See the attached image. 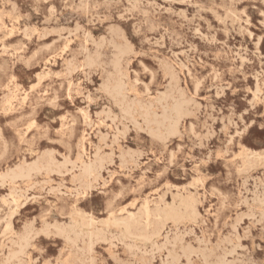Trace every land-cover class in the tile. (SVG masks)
I'll list each match as a JSON object with an SVG mask.
<instances>
[{
	"label": "rangeland",
	"instance_id": "obj_1",
	"mask_svg": "<svg viewBox=\"0 0 264 264\" xmlns=\"http://www.w3.org/2000/svg\"><path fill=\"white\" fill-rule=\"evenodd\" d=\"M35 1L0 0V175L38 166L0 180V264L264 259V0Z\"/></svg>",
	"mask_w": 264,
	"mask_h": 264
},
{
	"label": "bare ground",
	"instance_id": "obj_2",
	"mask_svg": "<svg viewBox=\"0 0 264 264\" xmlns=\"http://www.w3.org/2000/svg\"><path fill=\"white\" fill-rule=\"evenodd\" d=\"M35 1V0H34ZM198 1V0H197ZM201 1V0H200ZM212 1V0H211ZM231 1V0H230ZM35 2H37V0L35 1ZM34 2V3H35ZM91 2V1H90ZM98 2V1H97ZM177 2V1H176ZM199 2V1H198ZM234 2V1H233ZM232 2V3H233ZM254 2V1H253ZM99 3V2H98ZM149 3V2H148ZM194 3V2H193ZM213 3V2H212ZM75 4V3H74ZM80 4V3H79ZM103 4V3H102ZM133 4V3H132ZM198 4V3H197ZM8 5V4H7ZM72 5V4H71ZM105 5V4H104ZM109 5V4H108ZM107 5V6H108ZM116 5V4H115ZM194 5V4H193ZM262 5H263V2H262ZM199 6H201V3H200V5ZM203 6V5H202ZM213 6V5H212ZM217 6V5H216ZM225 6V5H224ZM54 7V6H53ZM189 7V6H188ZM194 7V6H193ZM220 7V6H219ZM78 8H80V7H78ZM83 8V7H82ZM103 8V7H102ZM131 8V7H130ZM135 8H136V6H135ZM201 8V7H200ZM224 8V7H223ZM222 8V9H223ZM128 9V8H127ZM87 10V9H86ZM92 10V9H91ZM143 10V9H142ZM154 10V9H153ZM212 10V9H211ZM35 11V10H34ZM38 11V10H37ZM130 11V10H129ZM138 11V10H137ZM198 11V10H197ZM200 11V10H199ZM198 11V13L197 14H199L200 12ZM202 11V10H201ZM204 11V10H203ZM208 11V10H207ZM206 11V12H207ZM214 11V10H213ZM223 11V10H222ZM243 11V10H242ZM97 12V11H96ZM132 12V11H131ZM173 12V11H172ZM209 12V11H208ZM245 12V11H244ZM86 13V12H85ZM91 13V12H90ZM123 13V12H122ZM127 13V12H126ZM142 13V12H141ZM153 13V12H152ZM167 13V12H166ZM180 13V12H179ZM178 13V14H179ZM183 13V12H182ZM231 13V12H230ZM235 13V12H234ZM28 14V13H27ZM37 14V13H36ZM94 14V13H93ZM98 14V13H97ZM136 14V13H135ZM146 13H144V15H145ZM184 14V13H183ZM211 14H212V12H211ZM29 15V14H28ZM139 15V14H138ZM142 15V14H141ZM147 15V14H146ZM193 15V14H192ZM216 15H218V14H216ZM230 15H232V14H230ZM234 15V14H233ZM243 15V14H242ZM82 16H83V14H82ZM85 16V15H84ZM95 16V15H94ZM109 16V15H108ZM121 16V15H120ZM120 16H119V18H120ZM132 16V15H131ZM215 16V15H214ZM92 17V16H91ZM122 17V16H121ZM155 17V16H154ZM180 17V16H179ZM183 17H184V15H183ZM107 18V17H106ZM130 18V17H129ZM132 18V17H131ZM134 18V17H133ZM182 18V17H181ZM180 18V19H181ZM195 18H197V17H195ZM200 18V17H199ZM218 18V17H217ZM237 18V17H236ZM248 18V17H247ZM88 19V18H87ZM183 19V18H182ZM82 20V19H81ZM96 20H98V19H96ZM108 20V19H107ZM106 19H105V21H107ZM140 20V19H139ZM144 20H146V16H145V18H144ZM192 20V19H191ZM194 20V19H193ZM222 20V19H221ZM90 21V20H89ZM116 21V20H115ZM153 21V20H152ZM225 21V20H224ZM99 22V21H98ZM101 22V21H100ZM109 22H110V20H109ZM140 22V21H139ZM145 22V21H144ZM146 22H147V20H146ZM206 22V21H205ZM204 22V23H205ZM91 23H93V22H91ZM137 23V22H136ZM155 23V22H154ZM219 23H221L220 21H219ZM233 23V22H232ZM231 23V24H232ZM9 24V23H8ZM142 24V23H141ZM209 24V23H208ZM230 24V25H231ZM1 25V24H0ZM14 25V24H13ZM91 25V24H90ZM198 26H199V24H197ZM20 26V25H19ZM154 27H155V25H153ZM158 26V25H157ZM15 27V26H14ZM114 27V26H113ZM139 27V26H138ZM19 28V27H18ZM115 28H117V27H115ZM158 28V27H157ZM157 28H156V30H157ZM211 28V27H210ZM209 28V29H210ZM11 29V28H10ZM193 29V28H192ZM196 29V28H195ZM208 29V28H207ZM121 30V29H120ZM120 30H118V31H120ZM141 30V29H140ZM142 32H143V30H141ZM165 31V30H164ZM56 32H57V30H56ZM109 32V31H108ZM200 32V31H199ZM209 32V31H208ZM50 33V32H49ZM83 33V32H82ZM244 33V32H243ZM170 34V33H169ZM195 34V33H194ZM202 34V33H201ZM87 35V34H86ZM115 35V34H114ZM121 35V34H120ZM123 35V34H122ZM211 35H213V34H211ZM48 36V35H47ZM116 36V35H115ZM118 36V35H117ZM206 36V35H205ZM104 37V36H103ZM196 37H198V36H196ZM209 37V36H208ZM212 37V36H211ZM43 38V37H42ZM114 38V37H113ZM67 39V38H66ZM67 41V40H66ZM95 41V40H94ZM200 41H202V40H200ZM226 41V40H225ZM73 42V41H72ZM126 42H128V41H126ZM150 42V41H149ZM178 42V41H177ZM74 43V42H73ZM96 43V42H95ZM94 43V44H95ZM99 43V42H98ZM108 43V42H107ZM110 43V42H109ZM151 43V42H150ZM152 44H154V43H152ZM77 45H79V44H77ZM87 45V44H86ZM92 45V44H91ZM104 45V44H103ZM125 45V44H124ZM210 45V44H209ZM57 46V45H56ZM94 46V45H93ZM129 46H130V44H129ZM35 47V46H34ZM118 47H119V45H118ZM161 47V46H160ZM69 48V47H68ZM84 48V47H83ZM82 48V49H83ZM100 48V47H99ZM117 48V47H116ZM116 48H113V49H116ZM240 48V47H239ZM34 49V48H33ZM40 49V48H39ZM79 50V49H78ZM86 50V49H85ZM98 50H100V49H98ZM102 50V49H101ZM128 51H130V49L128 50ZM195 51V50H194ZM63 52V51H62ZM98 52V51H97ZM96 52V53H97ZM122 52V51H121ZM258 52H259V50H258ZM114 53V52H113ZM202 53V52H201ZM73 54V53H72ZM245 54V53H244ZM237 55H239V54H237ZM31 56V55H30ZM94 56V55H93ZM113 56V55H112ZM115 57V56H114ZM239 57V56H238ZM240 58V57H239ZM45 59V58H44ZM117 59V58H116ZM25 60V59H24ZM114 60V59H113ZM235 61V60H234ZM25 62V61H24ZM115 62V61H114ZM172 62V61H171ZM178 63V62H177ZM90 64V63H89ZM192 66V65H191ZM77 67V66H76ZM82 68H84V67H82ZM148 69V68H147ZM198 69V68H197ZM231 69V68H230ZM77 70V69H76ZM196 70V69H195ZM52 71V70H51ZM151 72V71H150ZM188 72V71H187ZM70 73V72H69ZM152 73V72H151ZM188 73H190V72H188ZM197 73V72H196ZM219 73V72H218ZM192 75V74H191ZM48 76H50V74L48 75ZM219 79V78H218ZM52 80V79H51ZM83 80V79H82ZM91 81V80H90ZM81 82V81H80ZM64 83V82H63ZM123 83L122 82H117L110 90V92H112V94L115 96V95H117V96H119V95H122V92H123ZM48 89V88H47ZM193 89V88H192ZM194 91V90H193ZM205 91V90H204ZM251 92V91H250ZM182 96V95H181ZM206 96V95H205ZM262 98V97H261ZM81 100V99H80ZM90 100V99H89ZM136 100V99H135ZM164 101V100H163ZM193 102V101H192ZM196 102V101H195ZM197 103V102H196ZM184 104V103H183ZM165 105V104H164ZM178 105V104H177ZM185 105V104H184ZM163 107V106H162ZM230 107V106H229ZM173 108V107H172ZM232 108V107H231ZM215 109V108H214ZM233 109V108H232ZM175 111H176V115L179 117V108L178 107H176L175 108ZM81 112V111H80ZM82 114H83V112H81ZM97 113V112H96ZM89 115V114H88ZM171 115V114H170ZM169 115V116H170ZM83 116V115H82ZM87 117V116H86ZM167 117V116H166ZM177 117V118H178ZM175 119L174 120V122L172 121H169L171 124L169 125V128L170 129H172V131H173V129H175L176 128V126H177V120L178 119ZM166 119V118H165ZM171 119V118H170ZM232 119V118H231ZM89 120V119H88ZM134 121V120H133ZM182 122V121H181ZM37 123V122H36ZM231 123V122H230ZM235 124V123H234ZM250 124V123H249ZM106 125V124H105ZM123 126V125H122ZM186 129V128H185ZM191 133V132H190ZM106 136V135H105ZM176 136V135H175ZM174 136V137H175ZM178 137V136H177ZM106 140V139H105ZM104 142V141H103ZM163 144V143H162ZM161 144V145H162ZM167 145V144H166ZM107 147V146H106ZM152 147V146H151ZM168 147V146H167ZM245 148V147H244ZM84 149V148H83ZM149 149V148H148ZM162 150V149H161ZM165 150V149H164ZM173 150V149H172ZM84 151V150H83ZM182 151V150H181ZM112 152H113V150H112ZM50 154H52V153H50ZM107 154V153H106ZM112 155V154H111ZM139 155V154H138ZM173 156H174V154H173ZM172 156V157H173ZM171 157V156H170ZM121 160V159H120ZM104 162V161H103ZM111 162V161H110ZM68 163V162H67ZM122 163V162H121ZM136 163V162H135ZM92 163H89V164H86V163H83L82 165H81V170H82V172L83 173H85V174H90L91 172H92V165H91ZM99 164V163H98ZM73 165V164H72ZM136 166H137V164H135ZM108 166V165H107ZM119 166V165H118ZM38 166H37V162H35V163H33V165H28L25 161L24 162H22V164H20L19 166H17V168L14 170H10V171H7L6 173H4V174H2V175H0V180H3V179H6V178H9V179H16L17 177H22V176H24L25 174H28V173H30V172H33V170H36V168H37ZM139 168V167H138ZM182 169H184V168H182ZM80 170V169H79ZM101 170V169H100ZM53 173V172H52ZM145 173V172H144ZM232 174V173H231ZM96 175V174H95ZM100 175V174H99ZM98 175V176H99ZM90 177H91V175H89ZM29 177V176H28ZM97 177V176H96ZM97 179V178H96ZM95 179V180H96ZM105 180V179H104ZM111 180V179H110ZM14 181V180H13ZM81 181V180H80ZM79 181V182H80ZM169 182V181H168ZM88 183V182H87ZM110 184V183H109ZM247 184V183H246ZM87 185V184H86ZM85 185V186H86ZM66 186V185H65ZM79 186H80V184H79ZM68 187V186H67ZM53 188V187H52ZM90 188V187H89ZM72 189V188H71ZM82 190V189H81ZM84 190H86V189H84ZM88 190V189H87ZM218 190V189H217ZM54 191V190H53ZM240 192V191H239ZM86 193V192H85ZM84 193V194H85ZM78 194V193H77ZM80 194V193H79ZM9 196H10V193H9ZM256 196V195H255ZM3 197V196H2ZM116 197V196H115ZM4 198V197H3ZM34 198V197H33ZM43 198V197H42ZM248 198V197H247ZM44 199V198H43ZM249 199V198H248ZM20 201V200H19ZM18 201V202H19ZM20 203V202H19ZM18 204V203H17ZM182 205H185V206H189V205H187L186 204V202H184V203H182ZM10 206V205H9ZM175 207V206H174ZM173 206H167V207H164V208H160V209H158V210H156L154 213H150L149 212V210L148 209H145V211H144V213H143V222H141V220H142V218L141 217H139V219H136V217L135 216H133V215H127L126 217H124V218H118V219H116V218H114L113 219V221L111 222L112 223V225H114L116 228H118V227H122L123 228V238H132V237H140V238H142V239H145V240H150L149 239V237H147V235L144 233V230H145V228H147L150 224H151V222H150V219H151V217H154V218H156L157 220H159L160 222H163V221H166V220H168V219H171V220H176L177 218H179V217H181V216H179V212L174 208ZM60 210V209H59ZM64 210V209H63ZM180 211V210H179ZM9 212V211H8ZM62 212V211H61ZM64 212V211H63ZM77 213V212H76ZM79 213V212H78ZM245 214V213H244ZM187 215V214H186ZM252 215H254V214H252ZM90 216V215H89ZM188 216V215H187ZM107 217H109V216H107ZM255 217V216H254ZM182 218V217H181ZM180 218V219H181ZM82 219V218H81ZM80 219V220H81ZM85 219V218H84ZM185 219V218H184ZM189 219V218H188ZM72 220H74V219H72ZM103 220V219H102ZM256 220V219H255ZM77 221V220H76ZM192 221V220H191ZM176 223V222H175ZM74 224V223H73ZM237 224V223H236ZM72 225V224H71ZM87 225L89 226V227H95L96 225H97V223L95 222V220L92 218V217H89L88 218V221H87ZM74 226H76V225H74ZM72 227V226H71ZM53 228H55V227H53ZM82 228V227H81ZM73 230V229H72ZM58 231L59 232H61L62 233V229H58ZM73 232H75V231H73ZM92 230H88L87 231V235L88 236H90L91 234H92ZM99 231L97 230V233H98ZM102 232V231H101ZM81 233V232H80ZM100 233V232H99ZM103 233V232H102ZM176 233V232H175ZM71 234V233H70ZM229 234V233H228ZM238 234V233H237ZM76 236H78V235H76ZM104 236V235H103ZM115 236V235H114ZM106 237V236H105ZM225 237V236H224ZM5 238V237H4ZM67 238V237H66ZM78 238V237H77ZM97 238V237H96ZM95 238V239H96ZM104 239V238H103ZM199 239V238H198ZM68 240H69V238H68ZM71 240V239H70ZM109 240H110V238H109ZM104 242H105V240H104ZM107 242V241H106ZM94 243V242H93ZM95 243H96V241H95ZM97 244V243H96ZM205 244V243H204ZM91 245H93V244H91ZM113 245H115V244H113ZM213 245V244H212ZM239 245V244H238ZM159 246V245H158ZM203 246V245H202ZM235 246V245H234ZM244 247V246H243ZM247 247V246H246ZM78 248V247H77ZM88 248H90V247H88ZM193 248V247H192ZM232 248V247H231ZM130 249H132V248H130ZM216 249V248H215ZM90 250V249H89ZM183 250V249H182ZM208 250V249H207ZM261 250V249H260ZM20 251V250H19ZM91 251V250H90ZM94 251V250H93ZM140 251V250H139ZM202 251H204V250H202ZM223 252V251H222ZM100 253V252H99ZM224 253V252H223ZM233 253H234V251H233ZM20 254V253H19ZM91 254V253H90ZM113 254V253H112ZM136 254V253H135ZM18 255V254H17ZM192 255V254H191ZM231 255V254H230ZM238 255V254H237ZM131 256H133V255H131ZM228 256H229V253H228ZM134 257V256H133ZM13 258V257H12ZM176 258V257H175ZM172 259V258H171ZM90 260L91 261H93L91 258H90ZM154 260V259H153ZM117 261V260H116ZM231 261V260H230ZM236 261V260H235ZM6 262V261H5ZM133 263V262H132ZM208 263V262H207ZM129 264H130V262H129ZM209 264V263H208ZM219 264V263H218Z\"/></svg>",
	"mask_w": 264,
	"mask_h": 264
},
{
	"label": "snow or ice",
	"instance_id": "obj_3",
	"mask_svg": "<svg viewBox=\"0 0 264 264\" xmlns=\"http://www.w3.org/2000/svg\"><path fill=\"white\" fill-rule=\"evenodd\" d=\"M262 128H264V125H261ZM262 242H264V239H262ZM253 264H264V259H261L258 262H253Z\"/></svg>",
	"mask_w": 264,
	"mask_h": 264
}]
</instances>
